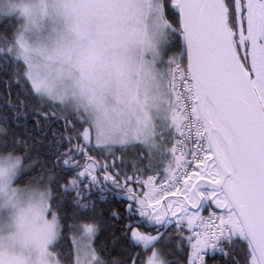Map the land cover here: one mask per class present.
I'll list each match as a JSON object with an SVG mask.
<instances>
[{
  "label": "snow or ice",
  "instance_id": "6c2138e0",
  "mask_svg": "<svg viewBox=\"0 0 264 264\" xmlns=\"http://www.w3.org/2000/svg\"><path fill=\"white\" fill-rule=\"evenodd\" d=\"M0 264H264V0H0Z\"/></svg>",
  "mask_w": 264,
  "mask_h": 264
},
{
  "label": "trees",
  "instance_id": "16d2710c",
  "mask_svg": "<svg viewBox=\"0 0 264 264\" xmlns=\"http://www.w3.org/2000/svg\"><path fill=\"white\" fill-rule=\"evenodd\" d=\"M104 207H107V206L105 205ZM102 210H103V209H102ZM110 223H111V222H106L104 225H102V227L108 229V231H106V233H105V236H109L110 233H111V230H112V229L109 228V224H110ZM104 238H105V237H101V239H104Z\"/></svg>",
  "mask_w": 264,
  "mask_h": 264
}]
</instances>
